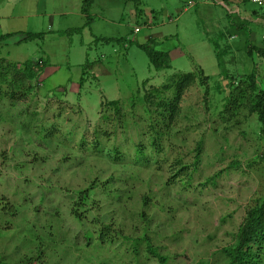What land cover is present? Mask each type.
Segmentation results:
<instances>
[{
    "label": "rangeland",
    "instance_id": "obj_1",
    "mask_svg": "<svg viewBox=\"0 0 264 264\" xmlns=\"http://www.w3.org/2000/svg\"><path fill=\"white\" fill-rule=\"evenodd\" d=\"M46 2L51 19L0 22V34L14 33L0 43V73L12 62H47L37 79L20 88L12 68L2 76V86L14 88L15 95L0 100V261L158 264L146 258L143 245L134 259L120 238L101 243L96 235L86 245L71 209L79 192L92 187L93 201L80 212L89 210L98 228L109 225L131 237L145 232L166 264H225L221 250L234 242L248 206L264 196L260 124L246 107L225 110L237 78L255 70L264 89V23L243 19L219 0H94L85 27L80 0ZM243 6L264 18V6ZM26 25V35L44 38L17 42ZM220 33L219 43L229 51L223 56L227 75L208 40ZM96 37L126 42L97 43ZM148 39L168 52L169 67L156 71L135 44ZM199 70L208 79L196 78L183 93L169 132H162L164 153L137 162L134 146L142 141L150 151L141 131L160 118L144 94L177 74ZM163 95L172 97L169 91ZM114 100L120 119L106 104ZM94 137L98 143L91 146ZM117 154L122 156L115 160ZM103 184L109 197L99 189Z\"/></svg>",
    "mask_w": 264,
    "mask_h": 264
},
{
    "label": "trees",
    "instance_id": "obj_2",
    "mask_svg": "<svg viewBox=\"0 0 264 264\" xmlns=\"http://www.w3.org/2000/svg\"><path fill=\"white\" fill-rule=\"evenodd\" d=\"M92 1L93 0H81V12L86 18L85 27H89L92 22V17L90 14ZM222 1L227 3L229 0ZM231 26H235L236 28L244 27L243 23L235 24L234 22L231 23ZM80 28L83 29L84 27L82 26L79 28H73L69 31H60L59 34L63 35L66 32H78ZM11 35L12 33H5L0 35V42L6 40ZM222 37L223 35L222 33H220L218 35L217 40L210 37H208V40L213 47L218 66L222 68V73L224 75H227L228 72H226L223 67V56L229 53V51L223 49V46L220 45L219 41ZM42 38H44V33H27L26 37L23 40ZM95 41L97 43H109L115 41L118 44L126 42V40L122 37H96ZM128 43H131V41H129ZM150 43H154V40L148 39L146 43L135 44L145 52L147 58L149 59V62L153 65L156 71L169 67L168 52L157 49L151 46ZM259 53L264 55V50L260 49ZM1 61L2 59H0V62ZM86 62H89L87 58ZM46 64L47 62H43L41 58L26 59L20 64L17 62L9 63L5 67V71L3 72H7L9 69L11 70L12 68L11 71L13 74V82L18 80L16 88H20L22 85H25L26 81L37 79L40 76V73L45 68ZM85 69L86 65L83 66V75L85 74ZM254 71L255 70H252L249 74L243 75L242 77H239L237 79L231 76L232 79L236 80L235 83L231 85L232 87L230 94L226 98L225 110H229L230 107L234 108L235 110L237 107H246L249 113L254 114L256 116V120L260 124L261 133L264 136V89L260 87L259 81ZM3 72L0 73V100L3 97L12 98L15 95L14 88L11 87L9 90H7V87L4 88L2 86V76H4V78L6 77ZM198 72L199 74L193 71L177 74L171 80L170 83L164 84L160 88L153 87L152 91L147 94H144V100H147L149 104H154L153 112L158 110L160 118L156 121H151L148 124V128H146L145 131H141V134L143 136H148L147 138L149 139V144L147 147L150 148V151H146V147L144 146V143L142 141H140L138 145L134 146L135 150L133 156L137 162H143L144 164H146L149 162V160H152V157L148 158L147 154L149 155L150 153H152L156 156L162 152L164 153L166 147L163 145L161 140L162 136L165 134L162 132L164 130H168L169 132L170 123H172L173 118H175L179 111L178 105L185 90L192 83L196 82V78H198L199 80L200 76H204L202 70H199ZM207 79L208 77L204 76L203 79L200 80V83H204L205 81H207ZM6 82H8V80H6ZM83 82V78L81 77L79 81V86H82ZM27 90H31V87L28 86ZM167 91L171 93V98H167L165 97V95H163ZM106 104L107 106L111 107V110H113V115L115 114V117L120 119V116H122V112L120 109L121 107L119 105V101H108ZM102 117L107 118L106 114H103ZM95 138L96 137L93 138L94 141L91 142V146H95V144L98 143ZM200 145L201 142L197 144V154H200ZM114 151L117 153V149H114ZM120 156L122 155L119 154L118 157L117 154L115 160L120 159ZM260 158H262V160L264 161V151L260 155ZM198 159L199 155H196L194 159V165L198 162ZM235 165L236 164L234 163L233 166ZM184 168L185 167H182V169ZM209 179H213V177H209ZM103 185L102 187L99 186V189L104 197H109L108 189H106L105 184ZM93 193L94 191L92 190V187L80 191L79 199L73 203L71 209V214L82 227L81 233L83 234L86 245H89L93 239H96V235L99 237L101 243L108 241L114 242V239L120 238V247H125L126 252L131 254L134 259H138V249L140 246L143 245L145 248L146 258L151 257L155 259L158 264L167 263V258L159 254L157 248L151 244V240L145 232H143L141 236L131 237L129 235L124 234L122 232V229H113L110 228L109 225H103L102 228H98L99 223L97 221H93V219H89V210L85 214L81 213L80 210L85 207H88L91 204V201H93ZM115 196L116 198L119 197L117 195ZM143 202V204L146 203L145 199ZM143 215L144 214L142 213L141 216ZM88 222L91 223L92 227L86 228L84 226V224ZM221 251L224 256L225 264H264V196L260 199L255 200L254 204L248 206V208L245 210L243 219L238 227V230L234 236V242L231 245L224 247ZM27 263L31 264L33 263V261L29 259ZM0 264L5 263L0 261Z\"/></svg>",
    "mask_w": 264,
    "mask_h": 264
},
{
    "label": "crops",
    "instance_id": "obj_3",
    "mask_svg": "<svg viewBox=\"0 0 264 264\" xmlns=\"http://www.w3.org/2000/svg\"><path fill=\"white\" fill-rule=\"evenodd\" d=\"M68 1H70V0H58V2H68ZM219 1L221 3H224L222 0H219ZM228 2L230 4H232L231 10L233 12L241 14L240 16L243 19H245V20H251L252 19L256 22H263L264 23V18H262L260 15L259 16H257V14L255 16L250 15V13L248 11H246V9L243 6L245 1L229 0ZM80 3H81V0H80ZM93 3H94V0L92 1V4ZM32 5H35L36 7H32ZM79 12H80V15H83L81 12V6L79 7ZM37 15H39V16L45 15L51 19L52 15L47 14V2H46V0H0V22L4 18L31 20V19H33V17H36ZM4 16H7V17H4ZM28 27H29L28 25L25 26V28H24L25 30H23L24 35H22V38H20L17 42L22 41L26 37L25 32L29 29ZM2 34H0V35H2ZM13 34L14 33H12V35ZM6 40H4L0 43H4Z\"/></svg>",
    "mask_w": 264,
    "mask_h": 264
},
{
    "label": "built area",
    "instance_id": "obj_4",
    "mask_svg": "<svg viewBox=\"0 0 264 264\" xmlns=\"http://www.w3.org/2000/svg\"><path fill=\"white\" fill-rule=\"evenodd\" d=\"M233 1H249V2L256 4L257 6H260V7L264 6V0H233ZM135 31H138V29L136 28Z\"/></svg>",
    "mask_w": 264,
    "mask_h": 264
}]
</instances>
